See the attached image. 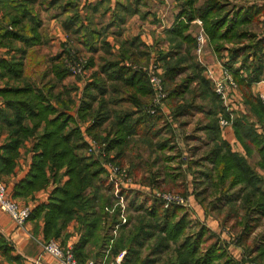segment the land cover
I'll use <instances>...</instances> for the list:
<instances>
[{"label":"crops","instance_id":"0c3cea01","mask_svg":"<svg viewBox=\"0 0 264 264\" xmlns=\"http://www.w3.org/2000/svg\"><path fill=\"white\" fill-rule=\"evenodd\" d=\"M254 5L262 8L263 12L259 15L258 22L252 23L248 28L258 38L264 39V0H228L226 10L231 11L239 7L247 8ZM177 12L178 8L175 0H0V89L30 84L34 92H40L45 97L43 104L48 103L54 109V113L50 114L48 119L55 117L58 113H63L70 117L68 127H76L81 140L85 144L83 147L76 149L77 154L95 159L94 156L86 152L85 148L91 139L97 140L92 136V133L93 135L98 134L104 137L115 123L117 115L123 112L137 113V107L123 99L126 95L118 93L112 88V85L117 84L119 80L106 78L105 72L102 71L104 62L118 61L125 67L124 63L127 62L136 65L147 64L148 62L156 61L160 52L174 51L175 40L171 39L169 31L175 25ZM198 21L200 20H192L189 28V31L196 38L200 32H203L201 23ZM32 24L37 25L40 41L33 45H28L26 39L30 36V26ZM91 32H95L98 37L94 40L90 39L91 47L88 48L83 45L82 40L90 38ZM207 40L208 38L205 35L202 52L198 54L195 47L194 53L196 60L205 65L206 68H204L202 73L208 79L209 76L206 70H209L214 75H219L228 60V56L227 50H224L221 56L217 55L208 45ZM225 44L226 46H231V43ZM207 52L209 55H207ZM80 59L85 61L83 73H73L69 68L78 64ZM15 62H21L20 67L16 68L15 65H11V63ZM59 65L66 69L68 72L66 75L56 76V74L61 75L63 72ZM233 65L236 68L239 67L240 61L236 59ZM239 72L243 73V70L240 69ZM193 75L187 65L177 79L179 80L186 76H191L192 78ZM96 77L103 80V85L101 84L99 87L91 86L86 90V85L94 82ZM100 87L105 90L101 92L99 90ZM190 87L193 89L190 90ZM194 88H196L195 92L192 93ZM199 89V80L193 78L186 91L175 96L173 103L167 97L160 104L159 110L163 113L167 126L185 115L194 112L201 113L202 117L199 119L203 121V131L211 138L213 146L215 139L205 129L208 121L205 114L208 108L205 99L204 104L199 102L201 100ZM250 91L259 99L260 94L264 96V73L261 75L260 80L250 83ZM190 92L192 96L189 97V100H186L185 94H190ZM228 93L230 95L227 100L229 103L223 100L222 103L231 122L228 126H224L225 128H220L221 125L219 124L218 141L225 142L232 152L239 156H244L248 162L249 157L253 156L257 157V161L259 158L258 151L254 149L250 156L247 155L246 150L234 132L232 123L234 118L243 117L258 133L262 132V127L258 123L257 118L248 111L243 93L237 83L236 88L229 89ZM6 98L0 95V154L3 156L7 154L3 153L2 146L10 139L14 129L9 123L10 121H8L12 120L13 111L8 105ZM149 99L150 96L143 97L142 101L148 102ZM231 100L238 102L241 108L240 111L232 112L230 107ZM83 101H87L90 104L88 108L89 114L96 113L99 109L100 101L105 102L103 111H106L107 119L97 130H93L91 134L88 133V129L93 122L92 118L83 119L78 115L79 107ZM185 101L204 106L201 108L194 107L191 112L176 116L173 112L174 104ZM261 102L264 105L262 100ZM113 111L115 112L113 115L114 119L109 122L112 118L110 112ZM4 114L8 118L5 119ZM216 117L219 123V118L224 117V115L219 113ZM22 123L31 126L29 118H25ZM161 123L164 124V122ZM42 126L43 123L37 129V133L27 137L18 147L17 155L14 157L11 166L0 164V170L2 171L0 180L6 186L8 197L20 206L29 207L31 211L40 204H46L54 187L62 185L67 180V176L62 174L64 169L58 171V180L56 181L53 179V172L46 167L47 183L44 186L24 197H15L13 195L14 186L30 169L32 156L36 153L32 147ZM128 139V148L122 156L123 163L122 165L119 164L127 169V174L130 177V182L127 185L116 188L114 183L108 179L101 161L98 160L104 169L100 192L106 200L103 205L104 217L102 218V223L112 222L107 230L110 238L105 244L102 241L95 240V237H91L85 242L80 250L84 262L92 261L94 264H110L109 254L112 253V250L115 251L114 245L117 242V237H119L122 230L130 225L128 218L130 201L133 204L138 199H141V201L146 199L145 202L148 201L149 205H152L153 200L156 198V193L159 192L156 189L159 188L161 192L167 189L160 188L163 185L155 182L157 175L155 176L153 171L151 173L148 170L146 171L148 167L145 164L148 163L151 152H155L152 154V164L158 162V157L165 156L166 160L173 157L171 154H163L168 152L167 150L170 148L168 136H164L160 131L153 138L149 135H132ZM164 140L169 142L166 147L161 149L158 147V142ZM133 147H138V154H136L138 155V160H128L127 158L128 152H131ZM105 153L109 159L117 163L114 149L106 150ZM206 153L207 151L201 166H198L197 171H195L197 172V177L193 182L195 181L197 184H192L191 176L188 175V180L183 185L186 192L181 195L185 198L186 205L182 207L190 224L192 222L200 223V226L203 225L216 234L227 254L233 260L240 262L242 259H246L244 246L237 243L240 233L238 222L242 215L238 222L236 221L237 219H233V215L237 216L238 211L231 214V216L227 215V210L230 206L228 200L224 209H212L209 203L210 192L201 198L200 192L197 191V188L199 189L201 186L206 185L226 199L213 184L212 162L209 161L207 158L208 153ZM256 161L254 165H251L250 162L249 164L263 176L264 172L256 165ZM132 163L138 166L137 175L129 173ZM165 166L168 169L167 161H165ZM152 167L150 166V169ZM167 171L169 172V170ZM209 172L212 174L211 177L207 176ZM236 190H238V187L232 189V191ZM240 205V199L235 201V206ZM226 221H229V226H227ZM234 221L235 223L237 222L238 231L230 229ZM258 222L264 223V216H261ZM43 225V216H39L38 218H28L22 226H18L7 213L0 210V238L5 240L13 257L9 259L0 252V264H32L33 259L38 256H41L43 262L54 264V258L42 252L41 243L46 241L43 236ZM83 232L84 228L80 221L77 218H73L59 237L49 240H55L62 246H70L74 249V247L79 245ZM119 249V253L125 251L124 247ZM257 251V248H253L250 255H255ZM14 257H17V259H14Z\"/></svg>","mask_w":264,"mask_h":264},{"label":"trees","instance_id":"16d2710c","mask_svg":"<svg viewBox=\"0 0 264 264\" xmlns=\"http://www.w3.org/2000/svg\"><path fill=\"white\" fill-rule=\"evenodd\" d=\"M175 1L178 12L175 16V25L169 31L171 39L175 40L174 51L160 52L156 61L153 62L162 68L161 77L167 92L166 97L172 103L175 96L188 89L193 78L199 80V96L201 100H208V103L206 102L208 109L205 114L208 121L205 129L215 139L207 154V158L212 162L213 184L230 202L228 216L237 212L235 201L241 200L240 208L243 214L238 222L240 233L237 243L244 246L246 255H250L255 240L248 243V239L260 217L264 216V174L261 176L244 156L232 152L225 142L218 141L219 128L216 115L221 113L228 119L230 117L222 99L214 91L213 82L202 73L204 66L195 58L194 50L197 40L189 28L192 20L199 19L212 50L219 56L227 50V68L243 93L248 111L260 123L262 132L258 133L243 117L233 119V129L248 156L254 149L258 151L259 158L256 165L264 172V105L250 91V83L260 80L264 73V39L258 38L248 28L252 23L258 22L263 9L254 5L226 10L228 0ZM97 37L95 32H91L90 38L82 40L83 45L90 48V39L94 40ZM39 41L37 25L32 24L26 43L33 45ZM225 43H231V46H226ZM236 59L240 61L237 68L233 65ZM20 63L15 62L11 65L17 68L21 65ZM187 65L192 67L193 77L186 76L178 80V75ZM59 67L63 72L61 75L56 74L57 77L68 73L65 68L60 65ZM240 69L243 73L239 72ZM102 71L105 72L107 79L119 80L117 84L112 85V88L118 93L125 94L123 99L135 105L137 113L123 112L117 115L115 123L104 137L98 134L93 135L92 131L97 130L107 119L106 111H103L105 102L100 101L96 113L89 114L90 104L83 101L78 115L83 119L92 118L93 122L88 133H92L98 142L104 143L106 150L114 149L117 163L122 165V156L129 145L128 138L132 135L156 137L162 129L161 122L165 125L166 121L159 108L155 114H151L147 111L148 102L142 101L143 97H151L153 93L145 72L125 67L118 61L104 62ZM102 82L103 80L96 77L94 82L86 85V90L91 86L99 87ZM99 90L103 92L105 89L100 87ZM0 95L7 97L8 105L12 108V120L8 121L14 127L12 136L2 146L3 153L7 155L0 154V164L11 166L18 147L27 137L37 133V129L43 123L32 147L36 153L32 156L30 169L14 186L13 195L24 197L44 186L47 183L46 167L53 172V179L56 181L58 171L64 169L62 174L67 176V180L62 185L54 187L48 202L36 206L28 218L43 216V236L46 241L59 237L66 225L73 218H77L84 232L79 245L74 247L73 253L79 264H85L80 251L84 243L91 237H95V240L105 244L110 238L107 230L112 222L102 223L103 205L106 202L100 192L103 167L98 159L77 154L76 149L85 144L81 140L78 129L68 127L70 117L58 113L55 117L48 119V116L54 113V109L48 103L43 104L45 97L40 92H34L30 84L0 89ZM201 103L204 104L203 101ZM203 106L185 101L174 104L173 112L177 116L191 112L194 107ZM4 115L5 119L8 118L6 114ZM25 118H29L31 126L22 123ZM168 142V140L158 142V147L162 149L168 145ZM1 172L0 170V174ZM129 173L137 175L138 166L135 163L131 164ZM207 176L211 177L212 174L209 172ZM235 187H238V190L232 191ZM145 213L148 223L146 226L141 225L139 231L145 234L146 238L155 239L150 247L151 252L159 253L168 249L170 245H174V256L167 258L165 264H244L246 262L247 258L240 262L233 260L217 235L205 226L199 225L196 232H188L190 221L181 205L173 203L164 207L162 201L155 198ZM134 239L135 237L132 238ZM0 252L9 259L13 258L3 238H0ZM255 260L264 264V246L258 248L250 261Z\"/></svg>","mask_w":264,"mask_h":264},{"label":"rangeland","instance_id":"374dc122","mask_svg":"<svg viewBox=\"0 0 264 264\" xmlns=\"http://www.w3.org/2000/svg\"><path fill=\"white\" fill-rule=\"evenodd\" d=\"M197 53L200 54V52ZM207 55H209V53ZM227 66L228 65L225 64L223 67L227 68ZM189 69L190 72L192 73L191 71L192 67L191 68L189 67ZM228 71L230 72V70ZM221 73L222 70L220 74ZM191 89L193 88L190 87V90ZM195 89L196 88H194V91H192V93L195 92ZM192 93L190 92V94L189 93L185 94V99L189 100V97L192 96ZM166 98H164L162 102L166 100ZM151 99H152V95L148 101V104L151 102ZM201 101L204 102V100H200L199 102ZM205 101L208 102L207 99H205ZM227 103H229V101H227ZM230 107L232 108V112L235 111L237 112L240 111L241 109L240 106L238 105V102H235L234 100H231ZM114 113H115L114 111L110 112L112 118L109 122H111L114 119L113 116ZM201 117H202L201 113L194 112L185 115L184 117L179 118L176 121H173V124H170L169 126H167L166 124L165 125L162 124L161 133H163L164 136H168L170 140V145H169L170 148L167 150L169 153L164 152L163 154H171L173 155V157L167 160L165 156H162L161 158L158 157L157 159L158 162L152 164L153 162L152 154H154L155 152H151L149 161L148 163L145 164V166L148 167L146 171L148 170L149 173L153 171L155 172L154 173L155 176L157 175L155 177V182H158L160 185H163L160 186V188L162 189L167 188L165 190H162V192H173L181 195L183 192H186V189L183 188V185L185 181L188 180V175L191 176V182H193V180L197 177L196 174L197 172L195 171H197L198 166H201L204 160L205 152L207 151L208 153V151L212 146L211 138L208 136V134H206L203 131V127H204L203 121L199 119ZM217 124L218 126H220L218 122ZM221 126L220 128L226 127V126L225 127L224 126L221 127ZM224 133L226 134V132ZM149 150L150 148L148 149V152ZM136 154H138V147L136 148L133 147L131 152H128L127 155L128 160H138V155ZM145 157L147 156L145 155ZM256 159H257L256 156L249 157L250 164L254 165ZM165 161L168 162V169L166 167L167 165L165 166ZM150 166L153 167L150 169ZM189 166H191L192 168ZM167 170H169V172ZM173 174H175V176H173ZM192 184H197V182L194 181ZM156 190H158L159 193L161 192L159 188H157ZM203 190L205 191L207 190V192L205 191L203 192ZM197 191L200 192L201 198L203 195L210 192L209 203L212 209L222 210L227 205V199L219 195V193L217 191H214L211 187L204 185L201 186L199 189L197 188ZM196 194L198 195V193ZM145 200L142 199L141 201V199H138L134 203L132 202L133 204H131L130 201V208L128 213L130 225L127 226L124 230H122L120 232L119 237H117V242L114 245L115 251L112 250L111 251L112 253L109 254L111 259L110 264H165L167 258L174 256V247H173L174 245H170L168 249L166 250L164 249L159 253L151 252L150 247L155 242V239L146 238L145 234L139 231L141 225L144 224L146 226V224L148 223L147 214L145 213V211L151 205H149L148 201L145 202ZM237 208H238L237 216H235L234 214L233 219H237L236 221L238 222L243 211L240 208V206H237ZM237 222L235 223L234 221V223L231 225L232 227H230V229H232V231H236V230L238 231ZM226 224L227 226H229L228 225L229 221H226ZM199 225L200 223L192 222L189 225L188 232L190 233L196 232L198 230ZM254 229H255L254 232L251 234V236L248 239V243L252 242V240H255L253 244V248L258 249L260 246H264V223L257 222V225ZM133 237H135L134 240H132ZM123 247L125 248V251L119 253L120 250L119 248L122 249ZM254 256H255L254 254L250 256L246 255L247 262L244 264H248V263L261 264L262 262H260L259 260L250 261L251 258Z\"/></svg>","mask_w":264,"mask_h":264},{"label":"built area","instance_id":"2783aa9c","mask_svg":"<svg viewBox=\"0 0 264 264\" xmlns=\"http://www.w3.org/2000/svg\"><path fill=\"white\" fill-rule=\"evenodd\" d=\"M201 23V21H198ZM197 44L196 52H201L202 47L205 42L204 32H200L197 35ZM85 61L80 59L78 64L70 66V71L73 73H83ZM126 66L135 69L141 70L146 73L149 83L152 86V99L148 104L147 111L151 114H155L156 110L159 108L162 100L166 98L167 92L165 90L163 81H162V68L155 62L151 61L147 64H130L124 63ZM203 64V63H202ZM204 65V64H203ZM204 68L205 65H204ZM208 73L209 79L213 82L214 91L220 96V98L226 102L230 98L228 93L229 89L236 88V82L233 79V76L228 71L227 68H222V73L219 75H214L209 70H206ZM260 99L264 102L263 94H260ZM231 122L230 118L220 117L219 124L226 126ZM105 144L100 143L95 139H91L86 146V152L96 159L100 160L102 166L106 170L108 179L114 183L115 187L125 186L130 182V177L127 174V169L124 166L117 164L106 156L105 153ZM156 198L160 199L164 207H168L170 204H178L181 206L185 204V198L173 192H157ZM0 210L7 213L10 218L18 225L22 226L28 219L30 215V208L27 206H20L14 200L8 197L6 186L0 180ZM42 252L51 255L55 263L54 264H79L74 257L73 248L70 246H62L55 240H48L41 243ZM32 264H48L41 260V256H38L33 259ZM86 264H94L92 261L86 262ZM255 264V263H248Z\"/></svg>","mask_w":264,"mask_h":264}]
</instances>
